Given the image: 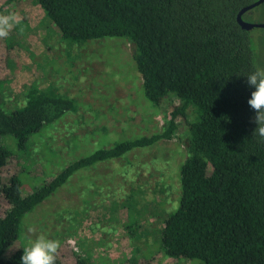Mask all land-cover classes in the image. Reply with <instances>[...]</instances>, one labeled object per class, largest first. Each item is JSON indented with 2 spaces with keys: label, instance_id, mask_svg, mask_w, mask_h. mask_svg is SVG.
<instances>
[{
  "label": "trees",
  "instance_id": "16d2710c",
  "mask_svg": "<svg viewBox=\"0 0 264 264\" xmlns=\"http://www.w3.org/2000/svg\"><path fill=\"white\" fill-rule=\"evenodd\" d=\"M255 1L38 0L69 44L108 37L131 42L145 97L161 105L173 96L179 104L170 117L165 115L161 130L71 161L27 195L18 174L5 178L1 173L14 153L0 141V210L2 198L9 203L0 213V264H20L23 248L6 251L19 238L22 219L76 172L172 139L181 124L186 156L179 174L180 201L159 231L161 250L168 257L205 264H264V137L253 134L245 76L264 67V42L256 49L250 31L238 22L239 11ZM26 99L25 106L7 111L0 95V138L12 136L19 148L76 109L75 99L52 85H32ZM86 258L76 264H94Z\"/></svg>",
  "mask_w": 264,
  "mask_h": 264
},
{
  "label": "rangeland",
  "instance_id": "374dc122",
  "mask_svg": "<svg viewBox=\"0 0 264 264\" xmlns=\"http://www.w3.org/2000/svg\"><path fill=\"white\" fill-rule=\"evenodd\" d=\"M8 14L18 22L7 37L0 38L4 108L25 106L26 90L34 84L52 85L76 101L75 111L45 126L23 148L12 136L0 138L14 153L1 173L5 178L18 174L23 195L96 149L161 130L165 115L170 117L179 104L173 96L161 105L145 97L133 59L134 45L125 38L69 44L38 0H0V15ZM245 19L264 22V5L248 10ZM250 34L254 47H261L264 28L255 27ZM183 128L181 124L172 139L76 172L24 216L20 236L6 255L43 235L58 241V264H76L82 257L94 264H205L168 257L161 250L159 231L180 201L179 174L186 156ZM1 205L3 214L9 203L2 198Z\"/></svg>",
  "mask_w": 264,
  "mask_h": 264
},
{
  "label": "clouds",
  "instance_id": "9594fccd",
  "mask_svg": "<svg viewBox=\"0 0 264 264\" xmlns=\"http://www.w3.org/2000/svg\"><path fill=\"white\" fill-rule=\"evenodd\" d=\"M17 22L14 14L0 15V38L7 37ZM245 76L251 89L247 103L254 112L256 124L253 134L264 137V67L256 68ZM58 247L57 240L41 235L23 249L20 264H56Z\"/></svg>",
  "mask_w": 264,
  "mask_h": 264
},
{
  "label": "water",
  "instance_id": "95a60500",
  "mask_svg": "<svg viewBox=\"0 0 264 264\" xmlns=\"http://www.w3.org/2000/svg\"><path fill=\"white\" fill-rule=\"evenodd\" d=\"M264 2V0H257L255 1L254 3L250 4V5H247L245 7H243L239 13H238V22L240 23L241 27L248 30V31H251L253 28L255 27H262L264 28V22H260V23H252V22H249L247 20H245L243 18V14L250 10L251 8L255 7V6H258L260 4H262Z\"/></svg>",
  "mask_w": 264,
  "mask_h": 264
}]
</instances>
